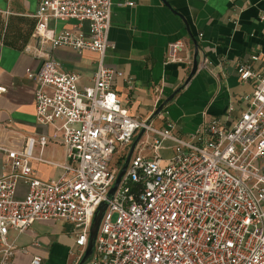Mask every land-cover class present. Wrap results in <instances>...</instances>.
I'll return each mask as SVG.
<instances>
[{"label":"built area","instance_id":"built-area-1","mask_svg":"<svg viewBox=\"0 0 264 264\" xmlns=\"http://www.w3.org/2000/svg\"><path fill=\"white\" fill-rule=\"evenodd\" d=\"M35 1L33 38L52 48L97 54L98 61L92 84L84 88L77 86V74L61 71L50 59L36 71L26 70L36 85V122H61L65 162L58 166L60 177L38 180L30 162L40 159L31 149L36 143L43 147L46 137L27 138L21 150L0 145V264H9L17 251L8 240L10 230L22 233L52 219L72 226L69 264H78L102 203L106 209L84 264H264V56L247 55L237 64L239 81L253 88L241 96L244 108L237 116L228 106L180 138L172 122L156 130L121 105L113 81L122 73L103 63L114 48L108 40L111 0ZM50 20L75 24L55 33ZM84 23L87 33L79 30ZM186 50L183 40L170 42L165 63L189 64ZM210 64L200 61L203 69ZM142 129L156 136L153 157L133 153L110 195L121 159ZM165 141L172 142V156L163 161ZM19 180L27 186L23 200L15 199ZM29 264L44 263L35 255Z\"/></svg>","mask_w":264,"mask_h":264},{"label":"crops","instance_id":"crops-1","mask_svg":"<svg viewBox=\"0 0 264 264\" xmlns=\"http://www.w3.org/2000/svg\"><path fill=\"white\" fill-rule=\"evenodd\" d=\"M111 25L108 40L114 46L103 58L107 67L122 73L113 81V89L129 115L150 124L156 130L166 122L174 124L173 134L186 138L212 117H220L228 106L233 116L244 108L241 96L252 92V85L239 81L237 64L251 54L264 56V0H111ZM132 3V6H127ZM35 0H0V14L21 18L20 27L30 32L18 39L21 49L0 41V145L23 149L27 138L44 136L46 144L36 143L30 166L38 180L61 176L58 166L65 162L60 141V121L39 124L35 119V83L26 70L36 71L44 59L59 64L61 71L78 75L77 86L92 84L98 56L78 53L69 48H52L32 37ZM75 21L50 20L49 28L59 33L73 29ZM35 26V25H34ZM87 33V24L79 28ZM202 34V38L199 37ZM183 40L189 64H166L170 42ZM29 46L30 51L25 48ZM197 70L191 75L194 55ZM207 59L211 64L200 67ZM202 63V62H201ZM191 76V77H190ZM178 92L167 100L174 92ZM162 110L155 115L156 110ZM138 134V133H137ZM135 135V137L137 136ZM134 137V139H135ZM152 133L144 134L133 153L153 157ZM172 142L165 141L159 151L163 161L172 156ZM166 156L164 159L163 156ZM3 155L0 153V162ZM27 186L16 187V200H23ZM8 240L17 251L9 264H29L40 256L44 264H69L75 249L72 226L60 219L36 221L27 230L8 232ZM25 251V252H24Z\"/></svg>","mask_w":264,"mask_h":264},{"label":"water","instance_id":"water-1","mask_svg":"<svg viewBox=\"0 0 264 264\" xmlns=\"http://www.w3.org/2000/svg\"><path fill=\"white\" fill-rule=\"evenodd\" d=\"M197 64H198L197 54L195 53L191 75H193L195 73V71L197 70ZM177 92H178V90H176V92H174L167 100L172 99V97ZM162 108H163V105H161L156 110L155 115H157L162 110ZM143 135H144V130L142 129V130L139 131V133L137 134V136L133 140V142H132V144H131V146L129 148L128 154L126 156V159L124 161V164H123L121 170L119 171V173H118V175L116 177V180L114 182V185H113V187H112V189L110 191V195L116 190V188H117V186L119 184L120 178H121V176L123 175V173L125 171L126 165L128 164V161H129L131 155L133 154L137 144L139 143V141H140V139L142 138ZM105 209H106V205L104 203H102L97 208V210H96V212L94 214V217H93V220H92V224H91V228H90V232H89L87 248H86V250L84 252V255L82 256V258L80 259L78 264H84L88 260V258L91 256V254L93 252L96 235H97L98 228H99V225H100V221H101V218H102V215H103Z\"/></svg>","mask_w":264,"mask_h":264},{"label":"trees","instance_id":"trees-1","mask_svg":"<svg viewBox=\"0 0 264 264\" xmlns=\"http://www.w3.org/2000/svg\"><path fill=\"white\" fill-rule=\"evenodd\" d=\"M22 21L23 20L21 18H5L0 14V41H3V43L13 48L21 49L23 47V44L18 45L17 40L23 38V41L25 43L30 33L24 32L22 30V28L20 27V22ZM31 25V27L34 28L35 21L31 22Z\"/></svg>","mask_w":264,"mask_h":264},{"label":"rangeland","instance_id":"rangeland-1","mask_svg":"<svg viewBox=\"0 0 264 264\" xmlns=\"http://www.w3.org/2000/svg\"><path fill=\"white\" fill-rule=\"evenodd\" d=\"M122 154V153H121ZM124 154V153H123ZM118 157L116 156V157H114V159H117ZM122 158V157H121ZM163 158L165 159L166 158V156H165V154H164V156H163ZM123 162H124V159H121V164H123Z\"/></svg>","mask_w":264,"mask_h":264}]
</instances>
